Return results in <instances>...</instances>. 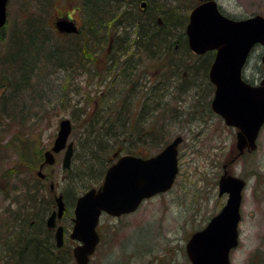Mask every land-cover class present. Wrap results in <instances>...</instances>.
Returning a JSON list of instances; mask_svg holds the SVG:
<instances>
[{"label": "rangeland", "instance_id": "rangeland-1", "mask_svg": "<svg viewBox=\"0 0 264 264\" xmlns=\"http://www.w3.org/2000/svg\"><path fill=\"white\" fill-rule=\"evenodd\" d=\"M168 2L176 5L185 18L196 4V0ZM219 4L233 20H244L254 15L264 17V0H219ZM137 6L140 10L139 3ZM80 8L81 4L75 0H50L49 3L44 0L7 1V18L0 29V236L20 235V228H31V221L34 223L33 234L49 236L51 233L44 230L43 225L52 210H47L44 202L52 197L50 185H55L57 194H64L68 209L72 211L79 195L90 186L96 187L101 183V177L97 180L78 178L77 173L87 165L83 157L86 149L80 141L86 129L99 133L97 124L94 129L89 126L98 117L96 113L103 111L101 116L105 118L109 114L114 120L121 111L125 117H130L129 134L116 130V143L113 147L107 146L104 156L113 162L112 154L120 148L121 154L135 149L137 154L150 156L180 135L183 141L178 147V174L169 191L145 200L135 213L116 219L110 216L101 218L98 228L101 241L89 264H190L185 252L187 240L225 204L226 197L218 196L217 181L222 174V165L229 161L228 148L233 140L229 133L218 134L215 131L220 122L209 113L211 89L210 92L207 90V77L203 76H207L212 55L207 53L198 57L187 52V42L182 35L178 49H170L169 44L162 49L169 53V56L163 55L164 68L159 61H151L148 57L139 61L142 74L135 75L130 88L124 87L126 82L122 76L115 81L110 75L104 76L106 55L94 54L92 67L98 75L92 69L86 72L78 69V63L71 68V54L66 57L69 62L64 66L56 65L54 57L47 58L50 51L66 50L70 53L76 44L79 45L81 38L74 37L78 36L74 33L62 34L55 24L57 20L66 18L81 26L85 18ZM185 23L178 32L184 33ZM126 29L129 39H133L135 30ZM124 31L119 28L117 35L121 37ZM35 39H47L46 46L37 51L35 74L32 77L28 73L19 75L20 72L14 71L8 61V53L15 52V46H20L24 52V44L32 45ZM23 52L18 53L13 61H24L26 56H22ZM262 53L264 49L256 46L245 67L246 76L254 81L264 78V65L260 60ZM155 54L157 57L158 53ZM176 61L175 64H179L177 73L169 69L170 63ZM203 66L206 68L204 75L201 72ZM196 74L199 79L195 78ZM8 81L14 86L9 87ZM163 86L168 87L169 92L162 93L160 88ZM181 89L186 91L181 93ZM102 95L103 98L107 95L119 98L114 102V96L112 102L99 104ZM107 105L111 108L108 109ZM65 118L72 123L69 140L75 147L71 166L68 169L62 167L63 153H60L53 167L40 170L45 175L42 180L37 175L38 166L44 152L54 142L59 121ZM109 120V124L114 123L111 118ZM143 133L148 134L150 145L139 141L135 145L137 137ZM131 138H135L134 144L129 143ZM21 142L27 143L25 148L29 154L35 150L42 153L35 167L23 161ZM257 147L255 155L236 159L227 165L232 175L246 180L240 209L239 244L230 255L231 264H264V126L258 136ZM36 190H42L44 199L35 198L37 195L32 201L31 194ZM38 200L42 202L38 204ZM64 239L63 249L52 241V252L59 259L58 264H74L70 253L74 243L67 235ZM0 255L5 256L4 253Z\"/></svg>", "mask_w": 264, "mask_h": 264}, {"label": "water", "instance_id": "water-1", "mask_svg": "<svg viewBox=\"0 0 264 264\" xmlns=\"http://www.w3.org/2000/svg\"><path fill=\"white\" fill-rule=\"evenodd\" d=\"M7 1L0 0V29L6 22ZM55 25L61 33L77 31L74 22L68 19L58 20ZM185 33L193 53L202 55L215 51L208 73L216 86L211 109L227 124L239 128L254 146L264 123V79L260 86L251 87L242 80L241 72L252 49L256 45L264 47V17L255 15L244 20H232L221 15L215 3L208 0L190 12ZM261 62L264 65V54ZM70 133V120L62 119L52 147L44 152L42 164H54V154L64 151L62 167L69 168L73 156V144L67 143ZM181 141L180 136L174 138L149 158L119 157L106 169L97 189L91 188L77 198L70 233V238L80 243L73 249L77 264H87L89 256L94 253L99 241L96 226L103 212L112 216L132 213L144 199L171 188L178 173L177 152ZM238 141L242 144L243 138L238 136ZM39 177H43L41 173ZM244 184L241 179L230 175L221 177L219 191L227 194V200L206 227L193 233L187 241L185 252L190 264L230 263L229 251L237 245L238 210ZM55 201L57 211L48 218V228L54 226L56 214L60 217L64 211L62 195L55 197ZM55 238L57 246H62V227L57 229Z\"/></svg>", "mask_w": 264, "mask_h": 264}, {"label": "trees", "instance_id": "trees-1", "mask_svg": "<svg viewBox=\"0 0 264 264\" xmlns=\"http://www.w3.org/2000/svg\"><path fill=\"white\" fill-rule=\"evenodd\" d=\"M44 1L46 3L50 2V0ZM139 1L140 0H75L76 3L81 4L80 9L84 12L83 16L85 18L83 20L84 23L82 24L84 30L81 31L80 28L78 33H76L78 36H74L81 38L79 39V45L76 44L77 47L72 49V52L70 53L66 50H63L62 52L50 51V53L47 55V58L54 57L56 60V65L58 64L64 66L66 62H69L68 58L66 57L72 55L71 57H73V60L69 63L71 68H73L74 64L78 63L80 65V67L78 66V69H84L85 72L86 70L92 69L93 73L98 75L96 69L92 67L94 54H99L101 56L106 55L104 60L107 64L105 63V71L103 73L104 76H112L113 81H115L118 76H122V80L126 82V86H124L126 88L131 87L135 75L139 76L142 74L141 71H139L138 65L139 61L143 57H148L151 61H159V63H161V67L164 68V65L166 64L165 60L162 58L163 55L169 56V53L163 52L162 49H164L165 45L168 44L172 50H174V47L176 49L179 48L178 41H182L181 39H183L182 35L184 36V33L178 31L182 30V25L185 23V17L180 14V11H175L173 8H170L171 3L168 2L169 0H156L154 2L149 1L147 2V8L144 12H141L137 9V4ZM129 7L132 9H129ZM129 14H131V16H129ZM119 28L125 30L122 34L123 36L121 35V37L117 35V30ZM126 28H133L135 30L133 39H129L130 34L126 31ZM82 32L83 35L81 34ZM126 35L128 36L126 37ZM46 42L47 39H35L32 45L26 42L24 44L26 46L24 48V52L23 49H19L20 46H15V52H11V55L8 53L10 56H8V61L10 62L11 67H13L14 71L20 72L18 73L19 75L28 73L29 76L32 77L36 70L34 68V65L37 61L36 57L39 55L37 51L42 46L45 47ZM132 48H135V51H131ZM12 50H14V48ZM179 51L181 52V49ZM185 51H183V53ZM20 52H23L22 56H26L24 61H13V58ZM187 52H189V50H187ZM155 53H158L157 57H154L156 56ZM33 54L34 58L32 60ZM97 58L98 57L96 56V60ZM86 62L88 63L87 65ZM177 62L178 61L173 62V64L170 63L169 69L172 70V72H175L176 68H178L179 64H175ZM203 70H206L204 66L201 70L204 75ZM112 71L113 74H110ZM167 77L169 78L171 76ZM195 78L199 79L200 77L196 74ZM7 84L9 87L11 85L14 86L11 81H8ZM160 90L162 93L163 91L169 92V88H165L164 86L163 88H160ZM182 90H180L181 93L184 92V90ZM152 94L153 98H155L154 91ZM114 96L115 99L113 101H118L116 98L119 97L117 95ZM114 96L111 97L110 95H107L105 98H103L104 96H100L99 104H103L104 102H112ZM105 99L106 101H104ZM146 99L148 100L149 96H147ZM107 106H109L108 109L111 108L110 105ZM102 113L103 111H101V113H96L98 117H95L94 121H92L89 125L92 129H94L97 124L98 129L100 130L99 133L96 131L94 133L93 131H90V129H86V132L80 141L81 145L84 146L83 148L86 149V153L83 157L87 164L82 172L77 173V176L80 179L83 177L89 178L91 180H97V178L99 179L100 177L103 178L104 172L111 162V160L106 158L107 156H104V154L107 152L108 149L106 150V148H108L107 146L109 144L111 147L115 145V135H117L116 130L122 132L121 134H129V116L125 117V115L120 111L118 112L117 117H115L116 119L113 120L109 114L104 118L101 116ZM110 118L114 122L113 124H109ZM100 121H102L101 124H99ZM21 143L23 144V150L21 151L20 155L22 156L23 161L29 162L30 164L28 165L35 167V164L41 160L42 153L38 150H35L34 153L29 154L25 148L28 147L27 143ZM33 159L34 162L32 161ZM93 162H96V164ZM32 187L30 186L31 189ZM32 190L28 191L31 193ZM37 195L38 197L35 198L40 197L41 199H44L42 190H36L33 195L31 194L32 201H34L33 196ZM41 202L42 200L37 201L38 204ZM44 202L47 204L46 207L48 210L52 203L51 198L49 200H45ZM33 226L34 223L31 221V228L27 227L26 230L24 228H20V235L13 234L12 236H5L4 238H2L3 236H0V254H5V256L0 255V264L59 263V259L55 257V254L52 252L54 247L50 237L51 234L49 236L46 234L35 235L33 234L34 232L32 230L34 229ZM23 236L25 237L23 238ZM10 238L14 239V241H11Z\"/></svg>", "mask_w": 264, "mask_h": 264}, {"label": "flooded vegetation", "instance_id": "flooded-vegetation-1", "mask_svg": "<svg viewBox=\"0 0 264 264\" xmlns=\"http://www.w3.org/2000/svg\"><path fill=\"white\" fill-rule=\"evenodd\" d=\"M169 1H173V0H169ZM208 0H196V4H195V6H193L192 8H191V10H190V12L195 8V7H197L198 5H200V4H202V3H204V2H207ZM211 1H213L214 3H215V6H216V9L218 10V12L221 14V15H223V16H225V17H227V18H229V19H232V18H230V17H228L225 13H224V10L222 9L223 7H222V5H220L219 4V0H211ZM147 0H140L138 3H139V8H140V10L139 11H141V12H144L145 10H146V8H147ZM175 2H176V0H175ZM181 2V1H180ZM142 3H144V5H142ZM138 7V6H137ZM170 8H173L175 11H180V9H177V6L176 5H174L173 3H171V6H170ZM190 12L188 13V16H187V18H186V23H185V27H184V36H185V39H186V42H187V36H186V33H185V28H186V25H187V23H188V17H189V14H190ZM179 13V12H178ZM182 15V14H181ZM62 19V18H61ZM233 20V19H232ZM235 20V19H234ZM80 28H82V25L80 26ZM187 47H188V43H187ZM188 49H189V47H188ZM189 51L191 52V50L189 49ZM192 54H194L193 52H191ZM211 54L212 55V60H211V62H210V64H209V68L207 69V90H209V92H210V89H211V100H210V102H209V107H210V109H209V113L212 115V117L213 118H215V119H217L219 122H220V125L218 124V126H217V128L215 129V131H217V133L219 134L220 132L221 133H229L230 134V136L232 135L233 136V140H231V142H230V148H228V153H229V155H230V158H229V161L226 163V164H223L222 165V174L220 175V177H219V179H218V181H217V186H218V196L219 197H221V196H225L226 197V199L225 200H227V194H225V193H222V194H220V191H219V180L221 179V177L222 176H225V175H230V176H234V177H237V178H239V179H241L242 181H244L245 182V184H244V187H243V189H242V193H241V201H240V204H239V210H238V212H239V222H238V225H237V233H238V236H239V226H240V221H241V213H240V209H241V206H242V203H243V191H244V189H245V187H246V180H245V178L244 177H240V176H235V175H232L231 174V170L230 169H227V165L229 166L230 164H232L236 159H239V158H243V157H246V156H249V155H255L256 153H257V151H258V147H257V139H258V136H259V134H260V132H261V130L258 132V134H257V136H256V138H255V141H254V146H252L251 144V142L248 140V136H246V135H244L243 133H241V131H240V129L239 128H237L236 126H231V125H229V124H227L226 122H225V120L219 115V114H217V113H215L212 109H211V104H212V101H213V99H214V97H215V90H216V86L210 81V78H209V69H210V66H211V64H212V62H213V60H214V57H215V51H208V52H206V53H204V54H202V55H198V54H194V55H198V57H201V56H204V55H206V54ZM250 61V58L248 59V62ZM246 67V66H245ZM205 77V78H206ZM242 79L246 82V83H248L249 85H251L252 87L253 86H258L259 84H260V82H261V80L263 79V76L262 77H260L259 78V80H257V81H254V80H252V79H250L249 77H247L246 76V74H245V68H244V70L242 71ZM194 87H197V84H196V86H194ZM182 90V89H181ZM184 90V92L186 91L185 89H183ZM182 90V91H183ZM196 90H198V89H196ZM103 96V95H102ZM196 96H197V94L195 95V98H196ZM182 101H185V99H182ZM194 102L196 103L197 101H196V99H194ZM216 124V125H217ZM143 136V137H142ZM142 136L141 137H137V140L135 141L136 142V144L135 145H138L137 144V141H139V142H141V143H144V144H146V145H150V143H151V141L149 142V140L147 139V137H148V134H142ZM178 136H180V135H178ZM238 136L239 137H241V138H243V142H242V144H241V142H239L238 141ZM177 137V136H176ZM175 137V138H176ZM181 138H182V141H183V137L182 136H180ZM174 139V138H173ZM172 139V140H173ZM134 140H135V138H131L130 139V142L129 143H133L134 144ZM181 141V142H182ZM147 142H149V143H147ZM168 143H165L164 144V146H166ZM181 144V143H180ZM164 148V147H163ZM162 148V149H163ZM121 149V148H120ZM120 149H118L117 151H115V154L116 153H121V150ZM161 149V150H162ZM161 150H159V152L161 151ZM159 152H157V154L159 153ZM126 154H129V155H134V156H140V157H150L149 155L148 156H145V155H141V154H137V152L135 151V149H131V150H129ZM156 154V153H155ZM154 155V154H153ZM57 156L58 155H56L55 156V158H57ZM44 162V157H43V159H42V162L40 163L42 166L40 167V164H39V166H38V169H40V170H42V169H44L45 167H48L49 165H45V164H42ZM56 163H54V164H52L50 167H53L54 165H55ZM39 173H41L40 171H37V175H39ZM42 176H43V178H45V175L44 174H42ZM99 185H100V183L98 184V186L96 187V188H98L99 187ZM51 191V190H50ZM55 193H56V191H55V185L53 186V191H51V194H52V197H51V206H50V208L52 209L51 210V212H50V214L54 211V210H56V207H57V205H56V202H55ZM58 194H62V198H63V202H64V211H63V213H62V215L60 216V217H58V215L56 214V217H55V219H54V227L53 228H51V229H48V228H46V220H45V222H44V226H45V229L47 230V231H49L50 233H51V235H52V237H51V240L52 241H54V243H55V239H54V234H55V232H56V229L60 226V227H62L63 228V231H64V236H68V238H70L69 237V234L68 233H70L71 232V230H72V228H73V224H74V212H73V210H74V206H75V201H74V205H73V209H72V211H69V209H68V206H67V204H66V202H65V200H64V194L63 193H58ZM226 202V201H225ZM225 204H222L221 205V208H220V210H219V212L221 211V209L223 208V206H224ZM219 212H217L215 215H212V217H210L209 219H208V222L206 223V225L209 223V221L212 219V218H214ZM126 215H128V214H124V215H122V216H126ZM105 216H110V217H112V218H119V217H114V216H111V215H107V214H102L101 216H100V218H99V221H98V224H97V226H96V231H97V233H98V235H99V232H98V228H99V226H100V224H101V218H104ZM206 225L201 229V230H203L205 227H206ZM69 227V228H68ZM200 229L199 230H197V231H195L194 233H196V232H198V231H201ZM67 231H69L68 233H67ZM65 240V239H64ZM70 240V239H69ZM100 241H101V237H100V235H99V243H100ZM72 243H74L73 244V246L75 247V246H77L78 245V242L77 241H74V240H72ZM99 243H98V245H99ZM238 244H239V242L237 243V245L234 247V248H232L230 251H229V258H230V255L232 254V252H233V250L234 249H236L237 247H238ZM98 245H97V247H98ZM64 246H65V243L63 244V246H61V248L60 249H63L64 248ZM97 247H96V249H97ZM72 249H73V247L71 248V251H70V253L72 254V257H73V253H72ZM95 252H96V250H95ZM90 259H91V256H90ZM90 259H89V261H88V263L87 264H89L90 263ZM231 259V258H230ZM73 260H74V264H77L76 263V261H75V259H74V257H73ZM230 263H231V261H230Z\"/></svg>", "mask_w": 264, "mask_h": 264}, {"label": "bare ground", "instance_id": "bare-ground-1", "mask_svg": "<svg viewBox=\"0 0 264 264\" xmlns=\"http://www.w3.org/2000/svg\"><path fill=\"white\" fill-rule=\"evenodd\" d=\"M57 22H58V21H57ZM85 192H86V191H85ZM85 192H84V193H85ZM84 193H82L81 195H83ZM81 195H80V196H81ZM94 254H95V253H93V254L91 255V257H92ZM89 259H90V258H89ZM88 261H89V260H88Z\"/></svg>", "mask_w": 264, "mask_h": 264}]
</instances>
